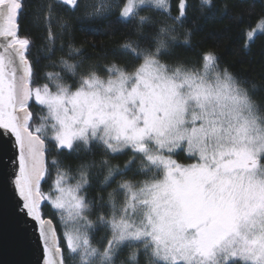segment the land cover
<instances>
[{
  "label": "snow or ice",
  "instance_id": "obj_1",
  "mask_svg": "<svg viewBox=\"0 0 264 264\" xmlns=\"http://www.w3.org/2000/svg\"><path fill=\"white\" fill-rule=\"evenodd\" d=\"M80 7V0H0V186H14L8 203L15 231L38 233L42 264H118L125 248L132 251L119 264H140L141 255L146 264H264L257 86L221 68L213 50L200 54L199 66L167 62L188 20V0L85 3L88 17L118 9L117 22L133 24L135 37L113 53L122 62L105 64L101 74L71 42L69 19ZM30 12L41 51L54 53L58 38L63 51L69 37L60 71L40 75L36 39L31 31L21 35V17ZM258 31L264 16L247 30L246 49ZM191 35L187 29L184 46ZM181 152L191 163L174 158ZM125 155L123 165L112 163ZM94 169L103 174L98 186ZM53 171L45 194L42 182ZM45 203L62 236L44 218ZM7 211L0 206V224ZM101 229V247H94Z\"/></svg>",
  "mask_w": 264,
  "mask_h": 264
},
{
  "label": "trees",
  "instance_id": "obj_2",
  "mask_svg": "<svg viewBox=\"0 0 264 264\" xmlns=\"http://www.w3.org/2000/svg\"><path fill=\"white\" fill-rule=\"evenodd\" d=\"M81 7L69 19L70 28L68 31L72 35V43L74 47L82 49V55L85 58V66L95 64L97 70L104 74L105 64L116 60L122 62L119 55L114 56L113 53L119 48V45L129 36L135 37L133 24H121L117 22L118 11H114L103 17H88L86 12H90V8H85V3H92L93 0H80ZM188 20L183 27L178 29V41L174 45V52L171 57L166 58L167 62L174 63L177 60L183 61L189 66L195 64L199 66L200 54L206 50H213L219 57L221 68L227 67L234 75L247 81V87L251 88L255 84L258 91L254 94V98L264 104V33L257 32L254 40L249 42V47L245 48L246 32L250 28L255 27L258 19L264 16V0H211V6L203 4L202 0H188ZM34 11V10H33ZM32 14L23 15L20 20L21 35L26 31H31L36 43L32 49L33 57H39L40 75L45 71H60V56L67 57V45L69 37L65 35L63 38L64 49L61 51V40L58 38L55 44V51L50 56L41 51L42 41L39 39V32L32 25ZM141 15L147 13L141 12ZM175 14V11H174ZM81 26L89 29L81 31ZM190 29L192 32L190 46H184L185 31ZM52 62H56V66H51ZM45 65L49 67L45 68ZM131 70V69H130ZM46 81L40 79L39 83ZM55 91V87L52 89ZM32 111L36 114L34 123H38L40 119L39 106L33 101ZM54 151L49 153L48 160L51 161ZM184 153L174 156L181 163H191V160L184 158ZM128 156H121L112 160L113 164L123 163ZM76 161H72L73 174H75ZM138 163V162H137ZM97 170H93V180L98 186L99 181L103 179V174L96 175ZM55 178V172L47 178L46 182H42L41 190L49 193L52 182ZM143 179V177H137ZM75 183V180L71 181ZM114 186V185H113ZM105 190V196L107 191ZM92 196L96 192L91 193ZM45 219L51 218L57 228L58 234L62 236L63 228L59 223L58 215L53 213L50 205L44 204L42 208ZM105 235V230L98 231L92 240L94 247H101V237ZM131 249L125 248L121 253L119 260H126ZM140 264H146L145 257L141 255Z\"/></svg>",
  "mask_w": 264,
  "mask_h": 264
},
{
  "label": "water",
  "instance_id": "obj_3",
  "mask_svg": "<svg viewBox=\"0 0 264 264\" xmlns=\"http://www.w3.org/2000/svg\"><path fill=\"white\" fill-rule=\"evenodd\" d=\"M9 167H12L10 162ZM13 191L14 186H0V206L8 209L0 224V264H42V244L38 233L29 228L27 235H21L12 225L8 202Z\"/></svg>",
  "mask_w": 264,
  "mask_h": 264
},
{
  "label": "rangeland",
  "instance_id": "obj_4",
  "mask_svg": "<svg viewBox=\"0 0 264 264\" xmlns=\"http://www.w3.org/2000/svg\"><path fill=\"white\" fill-rule=\"evenodd\" d=\"M115 11H118L119 12V10L117 9V10H115ZM114 12V11H113ZM46 111V110H45Z\"/></svg>",
  "mask_w": 264,
  "mask_h": 264
}]
</instances>
